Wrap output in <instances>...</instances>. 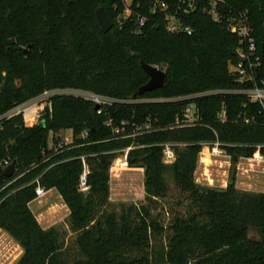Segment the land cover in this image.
<instances>
[{"label": "trees", "instance_id": "trees-1", "mask_svg": "<svg viewBox=\"0 0 264 264\" xmlns=\"http://www.w3.org/2000/svg\"><path fill=\"white\" fill-rule=\"evenodd\" d=\"M137 1L134 9L148 18L140 27L135 15L119 23L122 0H0V229L24 250L16 264H264V191L239 189L234 174L226 188L194 177L206 143L219 141L234 170L241 157L258 150L264 157V108L239 92L264 81V0H217L214 6L196 0V9L179 13L191 33L166 28L177 0H158L169 8L155 13V0ZM100 6L113 22L108 32L97 20ZM232 20L247 23L255 40L253 79L230 69L240 63L236 51L250 53ZM140 59L167 76L162 87L133 99L149 80ZM66 88L119 101L98 112L93 101L55 93L33 125L22 113L4 117L45 90ZM211 90L218 92L188 97ZM192 102L198 119L177 126ZM121 121L127 122L123 130ZM147 123L151 128L143 131ZM67 129L73 143L51 147V136ZM168 141L176 143L171 163L163 160ZM129 146L130 166L144 168L146 202L111 207L110 167ZM81 156L89 168L86 191L80 189ZM6 160L16 164L13 176L4 173ZM36 178L57 189L70 210L73 258L60 227L43 228L29 206ZM170 181L180 192V209L161 210ZM164 211L171 215L167 221Z\"/></svg>", "mask_w": 264, "mask_h": 264}, {"label": "rangeland", "instance_id": "rangeland-1", "mask_svg": "<svg viewBox=\"0 0 264 264\" xmlns=\"http://www.w3.org/2000/svg\"><path fill=\"white\" fill-rule=\"evenodd\" d=\"M235 20L231 21L230 26L233 28L238 26L241 22ZM11 39H14L12 37ZM10 40V39H9ZM8 40V43H9ZM15 43V42H14ZM13 43V44H14ZM11 44V43H9ZM231 70H236L235 66H230ZM208 91H200L188 95V97L202 96ZM110 98V97H109ZM37 101L43 102L42 98H37L30 102L28 105H32ZM34 106V105H33ZM36 107V104H35ZM12 113L8 111L7 114ZM43 115V111L37 118V122ZM34 118V117H33ZM32 117L28 120V123H32ZM60 135L51 136L50 146L55 149L64 144V140L67 141L66 136L71 141L72 130H62ZM55 138V140H53ZM213 143L203 144L202 150L199 153L197 168L194 173L196 182L202 185H209L217 188H226L231 177L234 174L235 184L239 189L263 192L264 191V157H241L235 170L232 167L230 156L219 147L221 153H213ZM207 148V149H206ZM119 154V153H118ZM115 164V163H114ZM113 164V165H114ZM110 201L111 207L118 206L119 203L130 202H146V194L144 187V168L130 167L129 169L118 170L110 167ZM180 200V192L176 188L173 181L169 182V191L166 198L158 201L159 209L162 210L163 206L168 210L169 207L180 209L178 207V201ZM184 200V199H182ZM181 201V200H180ZM32 202V201H31ZM30 202V203H31ZM177 203V204H176ZM30 206V204H29ZM32 210L36 215L39 223L43 228H49L53 225L60 227L61 231L65 234V242L72 245L71 257L73 258L76 253V248L73 246L74 233L70 230L68 224V216L70 210L65 201L55 189L48 191L41 198L34 199L31 204ZM166 221L170 214H166L164 211ZM251 237L257 238V233L254 230H249ZM24 250L17 243V241L6 231H0V264H16L22 256Z\"/></svg>", "mask_w": 264, "mask_h": 264}, {"label": "built area", "instance_id": "built-area-1", "mask_svg": "<svg viewBox=\"0 0 264 264\" xmlns=\"http://www.w3.org/2000/svg\"><path fill=\"white\" fill-rule=\"evenodd\" d=\"M216 1L217 0H213V2L211 3L212 6L215 5ZM122 2L124 4V11H123V13H121V15L118 18L119 23H122V20L127 19L131 15H135L137 20H138L139 27L143 26L145 24V22L148 20V18L146 16L141 15L133 7L134 4L139 6L140 5L139 2L137 0H122ZM177 2L179 4L178 5L179 7L176 8L174 10V12L170 11V12L166 13V16H165L166 28L171 33H180V32L191 33V31H192L191 28L188 25L183 23L181 17L179 16V13H181L180 12L181 8H183L184 13H188V12H191L192 10L196 9L197 8V6L195 5L196 0H177ZM181 4H184V7H182ZM168 8H169V4L166 1L155 0L151 6V12L155 13L158 9H160L162 11H168ZM209 12L212 14L213 18L218 20L219 16H218L217 12L215 11V8H211L209 10ZM233 29L235 31H238V33L242 36L243 40L248 39L249 50H250L249 54L243 53L240 50H238L244 56L245 60L243 62L240 61V63L237 66H235L236 71H238L242 77H247L249 79H253L254 75H255L254 73L257 74L258 67H257L256 63H253L251 60V56L255 53V50H256V44H255L254 38L250 34V27L247 23L241 22L238 26H235ZM257 59H258V57H257ZM245 61H249L248 68L244 66ZM217 92H218L217 90H211V91L206 92V94H214ZM239 92L245 93L252 102H260L264 108V81H261L260 83H255L252 87L243 89ZM55 93L74 94L77 96H81L84 99L93 101L96 105L99 106V108L97 109L98 112H101L100 108L102 105L111 104L113 102L119 101L117 99H112V98H109L107 96L98 94L96 92L84 90V89L66 88V89L45 90L38 97L31 99L30 101H27L23 104L16 106L15 108L11 109L10 111H12V113H9V114L6 113L4 115V117H10L14 114L22 113L26 124L33 125L34 123L37 122V118L40 115V112L43 111L45 106L49 104L50 96H52ZM37 98H42L43 102L40 101L38 103L37 101H34L35 103H33L32 105H28L30 102H32L33 100H35ZM155 100L156 101H165L168 99L167 98H157ZM35 104H36V107H35ZM184 116H185L184 119L178 118L176 120L177 126L183 125V124H190V123L195 122L198 119V117H199L198 111H197V108L193 102L189 103L186 106ZM30 117H32V118L34 117L32 119L31 124L28 123V120L30 119ZM108 123L111 125L112 120H110ZM126 123L127 122H125V121H121L122 130L124 129V126ZM142 128H143V131H147L148 129L151 128V124L147 123ZM114 131L116 133H120V127H117L116 129H114ZM57 135H60V134L58 133ZM85 136H86V132L81 134V137L84 138ZM66 139H68V140L67 141L64 140V144H62L60 146L73 143V141H74L73 132L71 135L72 140L69 141V137H67V136H66ZM206 144L208 145L210 143H206ZM213 144H214V146L212 147L213 153H216V154L221 153V150L219 149L220 142L216 141V142H213ZM162 146H163V155H164L163 160H164V162H166V163L173 162L176 159V153H175L176 143L168 141V142L162 143ZM131 148H132V146H129L125 149H122L121 153L113 160L111 166H113V168L116 167V169H118V170L129 169L131 166L129 164L128 154H129V151ZM254 156L255 157H261V158L263 157L260 154L259 150L254 153ZM81 158L83 161L84 170H83L81 177H80V189L83 191H86L89 188V185L87 184V175L89 173V168L87 166L85 156H81ZM10 163H11L10 161L6 160L4 162V167L8 166ZM35 182L37 183V186L35 189V191H36V198L35 199H37V198H41L42 196H44L48 192V190L43 185L40 184L39 178H36Z\"/></svg>", "mask_w": 264, "mask_h": 264}, {"label": "water", "instance_id": "water-1", "mask_svg": "<svg viewBox=\"0 0 264 264\" xmlns=\"http://www.w3.org/2000/svg\"><path fill=\"white\" fill-rule=\"evenodd\" d=\"M96 15H97V20L99 25L101 26V29L103 32H108L112 27H113V22L109 19V17L107 16L106 10L103 6H100L97 8L96 10ZM15 42L14 39H10L9 43L13 44ZM236 55L238 56L240 61H244L245 58L244 56L239 52L236 51ZM135 56H138L137 53H135ZM140 64L142 69L146 72V74L149 76V80L147 83L143 84L142 86L139 87L138 89V93H134L132 95L133 99H136L137 94H143L146 91L149 90H153L155 88H159L162 87L165 84L166 81V72L159 68L156 65H152L150 63H147L145 60L140 59ZM99 106L96 105L95 109H98ZM45 120L42 119L39 124L40 125H44ZM16 171V164L15 162H11L8 166H6L4 168V173L7 176H13L15 174ZM251 239H256V240H260V236H257V238L251 237Z\"/></svg>", "mask_w": 264, "mask_h": 264}, {"label": "crops", "instance_id": "crops-1", "mask_svg": "<svg viewBox=\"0 0 264 264\" xmlns=\"http://www.w3.org/2000/svg\"><path fill=\"white\" fill-rule=\"evenodd\" d=\"M53 190H55V188H51V189H49L48 191H53ZM57 190V189H56ZM34 201V200H33ZM32 201V202H33ZM32 202L30 203V208L32 209V207H31V204H32ZM33 211V210H32ZM1 231V230H0Z\"/></svg>", "mask_w": 264, "mask_h": 264}, {"label": "bare ground", "instance_id": "bare-ground-1", "mask_svg": "<svg viewBox=\"0 0 264 264\" xmlns=\"http://www.w3.org/2000/svg\"><path fill=\"white\" fill-rule=\"evenodd\" d=\"M207 149V148H206Z\"/></svg>", "mask_w": 264, "mask_h": 264}]
</instances>
